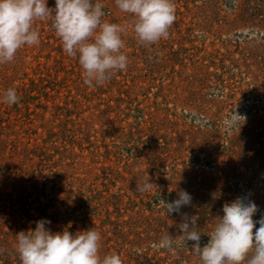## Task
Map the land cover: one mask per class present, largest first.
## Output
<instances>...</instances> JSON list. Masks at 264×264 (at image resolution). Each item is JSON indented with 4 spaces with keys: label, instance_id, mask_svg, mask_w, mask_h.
<instances>
[{
    "label": "rangeland",
    "instance_id": "obj_1",
    "mask_svg": "<svg viewBox=\"0 0 264 264\" xmlns=\"http://www.w3.org/2000/svg\"><path fill=\"white\" fill-rule=\"evenodd\" d=\"M100 2L125 29L126 71L88 87L48 20L34 23L38 46L0 65V95L21 97L0 103V264H21L16 235L42 219L52 233L93 228L100 257L122 264H202L160 200L191 195L181 213L198 217L201 247L237 197L264 215V0H173L169 36L150 46L131 14ZM233 111L238 132L223 124ZM147 176L155 187L137 193ZM167 233L174 251L155 246Z\"/></svg>",
    "mask_w": 264,
    "mask_h": 264
},
{
    "label": "clouds",
    "instance_id": "obj_2",
    "mask_svg": "<svg viewBox=\"0 0 264 264\" xmlns=\"http://www.w3.org/2000/svg\"><path fill=\"white\" fill-rule=\"evenodd\" d=\"M115 5L135 18L132 30L141 45L150 46L167 39L176 19L173 0H115ZM104 16L100 0H55V8L48 7L47 0H0V65L13 62L25 46H38L39 32L34 23L48 20L62 42L63 51L69 57H78L84 84L102 85L115 73L126 71L128 65V57L121 51L125 29L105 21ZM20 99L15 88L0 95V103L7 105H15ZM245 121V116L233 111L223 124L226 131L238 132ZM154 187L147 176L137 184L136 192H150ZM177 195L178 199L171 202L160 201L166 215H183L179 244L188 247L187 242H193L191 251L202 264H264V215L253 220L258 206L247 196L222 206L223 216L218 218L207 244L201 247L198 217L181 213L183 207L191 206L192 197L184 190ZM50 223L39 220L34 230L16 235L21 264H122L115 253L100 257L101 236L93 228L75 235L67 230L52 233L45 227ZM155 246L174 251L178 245L167 233Z\"/></svg>",
    "mask_w": 264,
    "mask_h": 264
}]
</instances>
